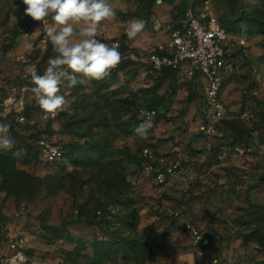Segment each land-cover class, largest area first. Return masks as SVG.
Segmentation results:
<instances>
[{"label": "rangeland", "instance_id": "1", "mask_svg": "<svg viewBox=\"0 0 264 264\" xmlns=\"http://www.w3.org/2000/svg\"><path fill=\"white\" fill-rule=\"evenodd\" d=\"M205 1L109 0L116 16L97 36L119 40L120 66L62 89L67 104L50 117L30 73L57 55L45 39L51 17L42 28L22 0H0V124L14 140L0 163L21 172L8 192L0 173V264H207L186 221L205 255L264 264V0H209L230 41L220 109L206 106L202 77L148 72V53ZM136 19L146 28L129 40ZM142 109L154 113L147 139L134 131ZM41 139L63 157L46 162Z\"/></svg>", "mask_w": 264, "mask_h": 264}, {"label": "clouds", "instance_id": "2", "mask_svg": "<svg viewBox=\"0 0 264 264\" xmlns=\"http://www.w3.org/2000/svg\"><path fill=\"white\" fill-rule=\"evenodd\" d=\"M22 3L26 5L24 14L42 22V28L45 27L46 18L51 17L53 22V26L45 28V39L51 42L57 55L48 60L43 74L33 70L30 75L31 91L40 109L55 116L67 104L65 95L61 94L62 89L68 90L80 83L103 81L122 62L124 54L118 43L109 46L96 38L101 22L113 20L116 11L109 0H22ZM160 27L158 21L153 23L155 30ZM145 28L146 21L136 19L129 22L125 32L132 40ZM28 47L33 50V45L29 44ZM141 116L143 121L134 131L139 138L147 139L153 127L154 113L142 109ZM8 132L9 126L0 124V150L5 152L14 147V140ZM25 152V149H17L13 156L21 157Z\"/></svg>", "mask_w": 264, "mask_h": 264}, {"label": "built area", "instance_id": "3", "mask_svg": "<svg viewBox=\"0 0 264 264\" xmlns=\"http://www.w3.org/2000/svg\"><path fill=\"white\" fill-rule=\"evenodd\" d=\"M96 38L109 46L118 43L121 48L117 39L104 36ZM229 59L228 34L221 26L210 1L206 0L198 10L187 9L182 24L172 30L168 42L156 46L148 53L147 63L149 74L155 78L161 76L165 70L184 72L189 78L196 75L202 77L206 83L205 104L208 108L218 110L221 108L220 92ZM6 103L8 106L22 107L24 100L11 98ZM48 115L55 117L57 114ZM38 149L41 157L49 163L63 157L62 146L57 143L41 139L38 141ZM157 179L164 182V174L159 173ZM175 215L178 217V213ZM183 232L194 241V246L199 249V254L207 259V264H228L218 256L205 255L200 246L203 241L201 231L193 222H184Z\"/></svg>", "mask_w": 264, "mask_h": 264}, {"label": "trees", "instance_id": "4", "mask_svg": "<svg viewBox=\"0 0 264 264\" xmlns=\"http://www.w3.org/2000/svg\"><path fill=\"white\" fill-rule=\"evenodd\" d=\"M177 71L173 70H165L162 75L166 74H174ZM0 173L3 176L4 180L9 188L4 189V191H11L13 189V181L18 180V177L21 175V172H19L14 164V161L9 158H3L1 159L0 163Z\"/></svg>", "mask_w": 264, "mask_h": 264}]
</instances>
